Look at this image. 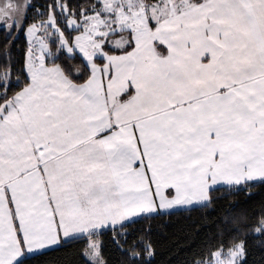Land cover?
<instances>
[{"label": "snow or ice", "instance_id": "obj_1", "mask_svg": "<svg viewBox=\"0 0 264 264\" xmlns=\"http://www.w3.org/2000/svg\"><path fill=\"white\" fill-rule=\"evenodd\" d=\"M0 264H264V0H0Z\"/></svg>", "mask_w": 264, "mask_h": 264}]
</instances>
